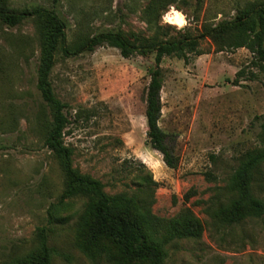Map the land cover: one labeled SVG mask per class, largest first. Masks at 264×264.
I'll return each mask as SVG.
<instances>
[{
    "label": "rangeland",
    "instance_id": "obj_1",
    "mask_svg": "<svg viewBox=\"0 0 264 264\" xmlns=\"http://www.w3.org/2000/svg\"><path fill=\"white\" fill-rule=\"evenodd\" d=\"M7 1L17 10L53 9L68 22V54L60 45L51 83L66 105L64 143L73 150V167L102 182L109 195L137 193L140 178L150 177L157 183L151 193L155 216L191 215V235L165 246L164 264H264V213L241 223L227 218L236 198L231 176L264 137V72L251 64V53L218 52L205 37L199 40L202 55L188 54L187 62L163 59L159 126L179 158L170 169L146 145V91L155 55L126 59L108 45L76 53L83 33L121 29L135 44L152 38L144 21L150 0ZM263 1L172 0L159 25L166 28L163 38L198 37ZM40 61L34 19L13 28L0 24V264L34 251L40 227L49 231L52 264H94L78 242L87 199L60 202L63 173L44 145L41 125L49 112L36 89ZM253 194L264 203V163Z\"/></svg>",
    "mask_w": 264,
    "mask_h": 264
},
{
    "label": "trees",
    "instance_id": "obj_2",
    "mask_svg": "<svg viewBox=\"0 0 264 264\" xmlns=\"http://www.w3.org/2000/svg\"><path fill=\"white\" fill-rule=\"evenodd\" d=\"M172 5V0H150L144 12V21L155 33L152 38L141 39L135 44L124 36L121 29L93 35L83 33L77 42L76 53L93 52L100 46L108 45L118 49L126 59L136 54L155 55L146 91V145L162 155L168 168L176 169L179 158L168 144L169 135L159 126L164 82L161 67L163 59L176 57L187 62L188 54L200 56L199 40L208 37L219 46L218 52H223L225 48L248 50L252 55L251 64L264 72V1L251 8L238 10L233 20L209 28L198 37L178 34L167 39L163 38L166 28L159 23L162 14ZM28 19L36 21L41 45L36 89L49 112V121L41 125L44 145L57 160L64 177L60 202L75 197L87 199L78 220L79 247L94 264H164L165 246L174 239L191 235V215L184 212L170 220L155 216L151 193L157 183L150 177L140 178L137 193L109 195L102 182L82 175L73 167V150L64 143V131L68 125L66 105L57 98L51 83L59 46L62 45L63 51L68 54L64 46L68 22L53 9L36 5L17 10L12 9L7 0H0V24L13 28ZM83 27L80 23L77 28L80 30ZM262 131L264 135V123ZM263 163L264 137L260 147L247 152L231 176L229 187L236 198L227 212L230 223H241L247 216H261L264 213V203L253 194L257 172ZM52 253L48 228L40 227L36 231L35 250L21 259H13L9 264H52Z\"/></svg>",
    "mask_w": 264,
    "mask_h": 264
},
{
    "label": "bare ground",
    "instance_id": "obj_3",
    "mask_svg": "<svg viewBox=\"0 0 264 264\" xmlns=\"http://www.w3.org/2000/svg\"><path fill=\"white\" fill-rule=\"evenodd\" d=\"M178 21V20H177ZM175 24V23H174Z\"/></svg>",
    "mask_w": 264,
    "mask_h": 264
}]
</instances>
